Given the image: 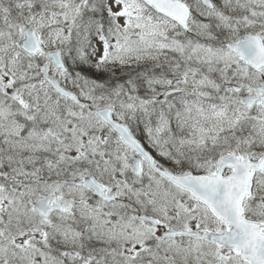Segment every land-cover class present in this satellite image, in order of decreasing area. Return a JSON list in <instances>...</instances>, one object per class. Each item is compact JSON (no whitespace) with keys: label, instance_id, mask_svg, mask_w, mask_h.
Wrapping results in <instances>:
<instances>
[{"label":"snow or ice","instance_id":"1","mask_svg":"<svg viewBox=\"0 0 264 264\" xmlns=\"http://www.w3.org/2000/svg\"><path fill=\"white\" fill-rule=\"evenodd\" d=\"M0 264H264V0H0Z\"/></svg>","mask_w":264,"mask_h":264}]
</instances>
